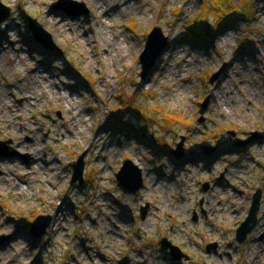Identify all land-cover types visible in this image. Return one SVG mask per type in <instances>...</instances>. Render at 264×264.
<instances>
[{
    "label": "rangeland",
    "instance_id": "1",
    "mask_svg": "<svg viewBox=\"0 0 264 264\" xmlns=\"http://www.w3.org/2000/svg\"><path fill=\"white\" fill-rule=\"evenodd\" d=\"M59 1L0 0L11 11L0 25V104L21 111L29 122L23 129L39 130L44 148L37 158L20 150L29 132L18 137L21 125L3 126L0 162L8 166L0 171V264H264V0L256 4L255 23L220 30L207 45L184 41L199 0H101L102 9L97 0H72L79 6L71 12L56 8ZM51 16L61 29L49 25ZM31 19L59 51L28 39ZM156 27L167 49L139 89L140 57ZM107 41L111 47L102 45ZM118 46L126 58L118 59ZM136 101L150 116L161 112L160 121L174 115L184 124L154 125L146 135L133 131L118 140L111 114ZM157 138L179 165L151 150ZM183 139L178 159L173 152ZM84 154V183L72 184L73 165ZM126 160L142 172L137 194L117 181ZM258 191V224L240 244L237 231ZM41 216L51 227L36 238L31 227ZM162 239L189 260L173 262Z\"/></svg>",
    "mask_w": 264,
    "mask_h": 264
},
{
    "label": "water",
    "instance_id": "2",
    "mask_svg": "<svg viewBox=\"0 0 264 264\" xmlns=\"http://www.w3.org/2000/svg\"><path fill=\"white\" fill-rule=\"evenodd\" d=\"M79 6L78 3L72 0H60L56 8L66 7L71 12V7ZM11 11L9 8L5 7L0 3V25L4 23L10 17ZM88 14V11H86ZM75 16L81 17V14H76ZM30 32L34 35L35 43L43 46L46 50H58L59 49L53 44V39L51 35L44 30V28L36 20H30ZM167 49V41L163 38L162 29L156 27L152 30L149 37L147 38V44L145 51L140 57V63L143 67L142 83L138 86L139 89L146 84L147 79L150 76L152 70L156 67L157 60L161 57L163 52ZM219 75H214L211 79V84H215L218 80ZM207 105H204L206 108ZM253 140H249L250 144ZM185 139L182 140L177 146V151L173 152L174 156L178 159H181L183 156V147ZM247 143V142H246ZM7 143L0 142V148L6 149ZM85 157L86 154L79 157L76 163L73 165L74 176L72 184L79 182L80 184L84 183L83 175L85 171ZM142 172L134 165L131 160H126L123 164V167L117 174V181L119 186L127 190L131 194H137L144 187V179L142 177ZM262 192L258 191L253 198V204L249 212V216L246 221L241 225L237 231V241L240 244H243L248 236L254 231L255 227L258 224V214L261 207ZM149 211V205L141 209V219L145 220ZM51 227V220L46 217L37 218L32 224V232L34 237L41 238L45 236ZM160 246L164 250H169L173 262L181 261L183 259L189 260L187 256L183 254L181 249L173 245L168 239H162ZM211 248V247H210Z\"/></svg>",
    "mask_w": 264,
    "mask_h": 264
},
{
    "label": "trees",
    "instance_id": "3",
    "mask_svg": "<svg viewBox=\"0 0 264 264\" xmlns=\"http://www.w3.org/2000/svg\"><path fill=\"white\" fill-rule=\"evenodd\" d=\"M258 0H199L200 7L197 16L188 22L186 25V32L184 41H192L193 43H201L207 45L212 42V39L217 35L220 30L226 28H232L237 24L252 25L256 22V4ZM212 21L211 27L209 22ZM28 39L34 40L31 36ZM204 52L211 55L209 47L203 48ZM247 49H250V45H247ZM148 95V94H147ZM125 106H118L116 110H113L111 114L110 129L119 135L118 140L136 132L138 137L146 135L156 125L161 129H164V125L167 128H175L178 125L184 124V119L181 116L163 115V118H158L157 115L150 116L145 107L135 103H124ZM124 134V135H123ZM152 134V133H151ZM152 139V135L149 136ZM131 141V140H129ZM146 144L145 142H142ZM148 145V144H146ZM149 146V145H148ZM151 150L155 153L162 155V157H170L175 165H179L178 160L172 158L171 151L163 140L157 138L154 145L151 146ZM158 172H160L158 170ZM93 183L92 181H89ZM89 183V184H90Z\"/></svg>",
    "mask_w": 264,
    "mask_h": 264
},
{
    "label": "bare ground",
    "instance_id": "4",
    "mask_svg": "<svg viewBox=\"0 0 264 264\" xmlns=\"http://www.w3.org/2000/svg\"><path fill=\"white\" fill-rule=\"evenodd\" d=\"M238 2V1H237ZM94 5H98L99 9H102L103 8V5H102V2L101 0H97V2H93ZM110 19V18H108ZM48 23L50 26H55L56 28L58 29H61V23H60V19L59 18H56V17H48ZM106 36V39H108V36L109 34L105 35ZM88 38V35L86 36ZM95 44V43H94ZM89 45V44H88ZM104 46H108V47H111V41H107V43L105 44H102ZM118 52H120L121 54L119 55L118 59H122V58H126L127 57V52H124V50L118 46ZM44 77L45 76H41L40 79H42V81L44 80ZM45 82V81H44ZM45 85L46 82H45ZM26 90V93H30V94H33V92L35 91L34 89H31V91L29 92L28 89H25ZM52 94V93H51ZM3 98V97H2ZM57 98L60 99V100H65L67 99L66 96H63L62 93L58 92L57 94ZM65 98V99H64ZM30 101H35V102H41L40 99H35V98H29ZM28 103V102H27ZM66 103L68 104L67 105V110H68V115L70 116H74V113L75 112V109L73 108V106L71 105L70 101H67L66 100ZM3 108V109H2ZM8 111L9 115L7 118L4 117V111L5 109ZM0 114L3 116V118L1 119L0 117V133L3 131V126L7 124H9V127H11V125L13 126H16V125H21L22 129L21 131L19 132V134L17 135L18 137H20V134L22 133L23 135H25V133L27 134L28 132V136L31 138V141L29 143H26L25 141H20L19 144H18V147L20 150H24V151H28V152H32L34 155L36 154V158L44 152V148H42L41 144L43 143V141H41V139H37V135L40 133L39 130H36L34 128H26V129H23V127H26L27 124L29 123H26L24 122V115L21 114V111L19 110H15V107L10 104V103H6V102H1L0 104ZM64 123L66 125H69V121L68 119H64L63 120ZM30 126V125H29ZM9 129V128H8ZM8 166V163L5 162V163H1L0 162V171H4V169H6V167ZM28 171H30V173H28ZM3 173V172H2ZM25 173L26 174V184H27V178L31 177L32 175H34V172L32 171V169L30 168L29 170L25 169ZM7 174V173H6ZM3 181L6 183V184H11V179L9 178L8 179V174L7 175H3ZM17 191H20V189H18Z\"/></svg>",
    "mask_w": 264,
    "mask_h": 264
}]
</instances>
